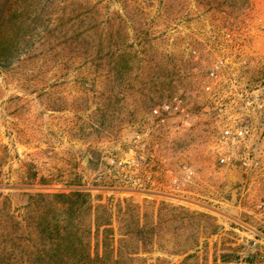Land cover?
<instances>
[{
	"label": "rangeland",
	"instance_id": "1",
	"mask_svg": "<svg viewBox=\"0 0 264 264\" xmlns=\"http://www.w3.org/2000/svg\"><path fill=\"white\" fill-rule=\"evenodd\" d=\"M222 58L231 80L219 92L264 83V0H0L8 210H22L24 193L82 191L91 244L101 254L108 241L115 264H264V172L223 167L213 150L227 120L258 135L264 115L237 116L238 99L217 105L204 92ZM162 102L184 111L149 132ZM143 132L137 188L112 162L139 155L132 141Z\"/></svg>",
	"mask_w": 264,
	"mask_h": 264
},
{
	"label": "trees",
	"instance_id": "2",
	"mask_svg": "<svg viewBox=\"0 0 264 264\" xmlns=\"http://www.w3.org/2000/svg\"><path fill=\"white\" fill-rule=\"evenodd\" d=\"M22 196L25 206L14 213L7 208L11 195L0 194V264H115L108 241H102L101 254L98 242L91 244L90 227L83 224L84 192Z\"/></svg>",
	"mask_w": 264,
	"mask_h": 264
},
{
	"label": "built area",
	"instance_id": "3",
	"mask_svg": "<svg viewBox=\"0 0 264 264\" xmlns=\"http://www.w3.org/2000/svg\"><path fill=\"white\" fill-rule=\"evenodd\" d=\"M231 68V60L229 58H222L216 60L211 68L206 73L203 82V90L213 100L215 104L225 98L232 96V99H238L241 108L234 113L235 115H243L249 113H258L264 115V83L256 86L253 89H246L244 91H234L226 94L219 92L221 85L230 81V78L225 77L224 73ZM227 78V79H226ZM264 82V81H263ZM235 104H238L237 102ZM222 106V105H219ZM223 108L219 107L218 112L222 113ZM183 109L169 102H162L155 105L150 112V131L155 132L165 127L166 122L172 114L183 113ZM149 132L135 134L133 137V144L140 154L132 155L125 160L113 161L112 166L117 168V173L121 176L124 183L140 188L144 185L145 176L141 173V165L143 157L141 153L144 152L148 146ZM255 144L259 145L257 148H252ZM250 144V145H249ZM213 150L216 154L217 162L221 166H230L238 168L243 174L258 175L264 172V124L257 135L255 128L243 123L238 117H233L223 124L215 137L213 143ZM184 182L190 180L192 173L184 167ZM148 178V177H147ZM174 182L179 187L178 180L175 178ZM259 213L264 214V199L259 201L256 205Z\"/></svg>",
	"mask_w": 264,
	"mask_h": 264
}]
</instances>
